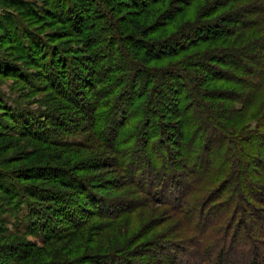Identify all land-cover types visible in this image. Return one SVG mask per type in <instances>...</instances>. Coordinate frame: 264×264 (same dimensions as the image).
<instances>
[{
    "label": "trees",
    "instance_id": "1",
    "mask_svg": "<svg viewBox=\"0 0 264 264\" xmlns=\"http://www.w3.org/2000/svg\"><path fill=\"white\" fill-rule=\"evenodd\" d=\"M0 5V76L20 79L32 90L42 87L52 101L42 112L6 105L0 91V149L9 140L0 152V215H15L26 207L27 232L40 231L43 244H5L10 240L0 236V253L6 252L7 264H155L146 260L149 247L165 251L163 243L189 258L178 262L177 254L166 253L170 262L156 264L264 263V240L253 239L247 222L248 211L264 220V181L256 167L246 173L244 159L249 156L240 150L242 142L264 144V131H245L256 98L263 100L264 112V0H44L42 5L0 0ZM13 9L17 14L10 13ZM50 22L67 28L62 36L43 31ZM62 37L67 41L57 43ZM3 50L24 65L6 58ZM33 67L37 70H29ZM199 92L203 98L196 96ZM155 96H161L167 111L160 119L174 118L168 124L155 118ZM127 103L136 110L129 119ZM59 111L63 115L55 114ZM206 112L210 114L192 127ZM183 124L190 129L183 146L193 157L180 163L179 151L168 145L167 130ZM57 130L60 141L50 136ZM67 133L81 140H63ZM106 134L115 135L109 139ZM141 134L154 162L139 146ZM105 147L115 156L113 169L106 154L96 151ZM215 147L223 153L219 175L224 168L229 173L213 192L208 181L216 177L205 173L194 179L193 174L196 163H209V150ZM14 149L25 156L16 161L8 155ZM36 152L39 156L31 159ZM122 154L130 155L128 164L116 158ZM257 154L250 158L264 166ZM138 161L146 164L137 166L135 180L132 172ZM119 167L139 201L117 191L123 175L104 182L116 184L110 196L98 188H104L103 182L81 174ZM49 171L63 177L55 179ZM241 188L253 193L245 196ZM218 194H226L230 204L234 201L233 214L227 222L208 226L196 212L219 208L214 205ZM136 212L142 223L138 232L128 227V215ZM160 213L172 220L162 229ZM154 225L161 231L149 237ZM3 230L0 225V234ZM236 245L242 253L238 263L230 258Z\"/></svg>",
    "mask_w": 264,
    "mask_h": 264
},
{
    "label": "rangeland",
    "instance_id": "2",
    "mask_svg": "<svg viewBox=\"0 0 264 264\" xmlns=\"http://www.w3.org/2000/svg\"><path fill=\"white\" fill-rule=\"evenodd\" d=\"M29 1L37 3L38 5H42L44 3V0H29ZM3 11L4 10H3L2 6L0 5V16L3 14ZM10 13H16L17 14V12L14 11V9L11 10ZM40 25L41 24L38 23V26H40ZM43 28L45 29L43 31L45 33H48L49 35H52V32H55V33H60L61 36H62V33L64 32V30L67 29L65 26H63V24L57 23V22H50V23L47 24V28L45 26H43ZM61 39L62 40H57L56 42L57 43H61V42L65 43L68 38L62 37ZM72 44L76 45L75 47H78L77 45H79L77 42H73ZM3 54H4V56L6 58L16 62L17 65H24V62L22 60H14V58H17V57L16 56H12L9 51L5 52V50H3ZM108 55H110L109 52H108ZM29 70L35 71V70H37V68L33 67V68L29 69ZM163 83H164V81H163ZM188 83L190 84V82H188ZM188 83H187V86H189ZM38 84L40 85V82H37V84H35V85H38ZM39 87H41V86H39ZM31 88L32 87H30L29 85L25 84L20 79H17L15 77H2V76H0V91L4 94L3 96H4V101H5L6 105L7 104L8 105L22 104L23 106H25V107L28 106V107H30L33 110H41L42 112H44L46 107H48L47 104H51L52 103L51 98L48 99L49 97L47 96L49 93L46 92L45 90H42V87H41L40 90H37V88L32 90ZM188 93H191V92H188ZM89 96H90V94H89ZM196 96H198V98H203V94L200 93V92L196 93ZM130 97L131 96H128L127 99H130V101H131ZM161 101H163L161 96L160 97L159 96H155V99H153L152 108L157 110L158 114H159L158 117H155V118H157L158 122H161V120H162L163 123L168 124L169 119H171V121H173L174 118L171 116L172 118L169 117V119L167 117H163V119H160V115H164L167 112L163 108L164 106L161 105L162 104ZM255 101H254L255 103L254 102L253 103L255 105H257V106H253L252 110L249 112V113H251V116H249L250 119L247 121V123L245 125V129L247 128V125H248V128L245 131H249V130H251V128H259L261 131H264V124H263L264 123V119H261L262 116H264L263 115L264 112H262V110H260V104L263 102V100H260L258 102V99L256 98ZM124 108H125V118L126 119L127 118L128 119L131 118L136 113V110H134V108H132V106L130 107V103H129V106H128V103H127ZM224 109H222V110H224ZM220 110H221V108H220ZM66 111H69V110H66ZM208 112H206L204 115L200 114L199 117L196 119V122L192 125V127L193 126L195 127L197 125L196 123H198V121H199L198 119H201L202 116H203V118H204L205 115L208 116L210 114ZM62 113H63L62 111H59V112H56L55 114L63 115ZM85 114L89 115V113H85ZM90 114H92V113L90 112ZM83 118H85V117H83ZM155 118H153V121H156ZM83 123H84V121L81 124H83ZM86 123H88V122H86ZM111 125H112V123L109 122L108 127H110ZM237 125H239V123H237ZM66 127H69L68 123L66 124ZM239 127H240V125H239ZM149 129L152 130V127H150ZM187 130L189 131L190 129H188V127L186 128V126H184V124L180 125L177 129H175L173 127H168V130H167V138L169 139L168 145L170 146V148H173L174 150H178L179 151L180 155L178 157V160L180 161V163H185L189 158L193 157V155H191L190 151H188L187 149H184V146H183V144L185 143L184 139H185V137L187 135V134H185V132ZM88 133L89 132H86V133H84V135L87 136ZM51 135L54 136L55 139H57L59 141L61 140V138L57 137L58 135H60V131L59 130L53 131L52 134H50V136ZM70 135L71 134H68V133L65 134L63 140L69 139L72 142H75L77 140H81V138H80V136L78 134H73V136H70ZM114 135L115 134H106L105 137L110 139V138H113ZM139 138H140L139 139V146L142 148V151L145 152V153L144 152L143 153L145 155L150 156L151 157L150 160L154 162L155 161L154 160L155 156L151 155V153H150V144L149 145L147 144V142L144 140L142 134L139 135ZM234 139L238 140L236 138H234ZM165 140H166V136L164 138V141ZM23 141L28 142V141H30V139H25ZM8 142H9V140L6 139L4 144L1 145L2 149H0L1 150L0 152L5 151V148H6L5 145ZM178 142L181 143L179 146L177 144ZM247 143L248 142L240 143V150L242 151L241 152L242 156L243 155L244 156H249V157H246L244 159L245 160L244 162H246L245 163L246 164V166H245L246 167V173L247 172L251 173L252 169H254V167H256L259 170V173H261V176H260V177H262L261 179H263V181H264V166L253 162V159L250 158L251 157L250 155L258 153L257 154L258 157L260 156V158L263 159V161H264V144L257 143V142H255V140H254V144H247ZM35 144H37V143H35ZM35 144L33 143V145H35ZM258 144H259V146H258ZM3 145H4V147H3ZM151 146L153 147V145H151ZM30 150L33 151L31 148H29V151ZM98 150L102 151V153H99V154H103V153L106 154V155H104V154L103 155H104V157L109 159L108 164L110 163V165H111V159L115 158V156L113 155V153L111 151L110 152H106L107 150L109 151L108 147L107 148L106 147L105 148H100V149H97L96 151H98ZM260 151H261L262 154L260 153ZM32 153H34V152H32ZM21 154H23V153H21L19 151H16V149L8 152V155H10L12 157H15L14 159H16V161H17V159L20 158L19 156H25V155H21ZM221 154H223L222 150H218V148H216V147L213 148V149H210L209 150V154H208V158L210 159L209 163H207L206 165L202 164L203 165L202 166L198 162V163H196L197 165H195L196 167L194 168V174H193L194 175L193 176L194 179H199L205 173L208 175L209 178L216 177L215 179H212L213 182L212 181H208V182L211 183V184L209 183L211 185L210 189H211V191L213 190V192L214 191L216 192L219 189V187L221 185V182L226 178L225 176L229 173L228 169L225 172L226 168H224L225 174L222 171L221 176L219 175V170L221 171V169H222V168H220V165L218 163V161L222 158ZM0 156H3L2 153H0ZM36 156L37 157L39 156L38 152H36L33 156H30V158L34 159V157H36ZM129 156L130 155H123L122 154L120 156L117 155L116 158H118V161L126 162V164H128L130 159H131ZM97 161H99V160H97ZM139 161H140V159H139ZM139 161L135 165V168L133 169V172H132V176L134 177L135 180H138V178H139V171H140L139 167H143L144 163L146 164V162H142V161L139 162ZM192 161H193V159L189 161V163H190L189 165L190 166H192V164H191ZM138 165H140V166L137 167ZM16 166L18 167V164L15 163V165L13 166L14 169H15ZM112 166L113 165H111V168H112ZM245 167H244V169H245ZM218 168H219V170H218ZM76 171L77 170H75V169H70L69 172H71V173L74 172L75 173ZM122 171H123L122 167H119V171L118 170H116V171H114V170L113 171L112 170H107V171L106 170H102V172H99V174L98 173H93L92 176H89V173H91V171H89V170L87 172L84 171V173H81V172L80 173L83 174V175L88 174L87 177H93L98 182H103L104 188H101L99 186H98V188L102 189L101 191H104V193L109 194L111 196V195L115 194L114 191L116 190V188H115L116 184L114 183L115 185H109L108 186V185L104 184V182L108 183L109 182V180H108L109 178H112V179H114L116 181L120 176L123 175ZM182 171L183 170H181V172ZM77 172H79V171H77ZM214 173H216V176L214 175ZM47 174H50L55 179L56 178L60 179V178L63 177L62 174H59V173L57 174V172H52V171L47 172ZM124 177L125 178H123V179H125V180L120 181V186L117 187V191H121L122 193L125 192V193H123L125 198H131V199H133L135 201H139V199L136 200L135 199L136 197L133 196V195H137V193H136L137 191L135 192L134 188L132 186H130V185H133V184L128 182V178L126 176H124ZM239 178H240V180L245 178L243 176L242 172H239ZM172 191H173V189L170 190V192H172ZM241 191H242V194L244 193L245 196H247V194H252L253 193V191L248 189V188H241ZM129 192H132L131 193L132 195H128V194H130ZM224 192H229V191L226 190ZM117 193H119V192H117ZM171 194L172 193H170L169 195H171ZM199 194L200 193H197V195H199ZM219 194L217 196V199L219 198ZM223 195H224V197L219 198L220 200L218 199L217 202L214 204V205H216L219 208L215 209L213 207H216V206H213V207L209 206V209L211 207V208H213L215 210H212V209L208 210V211L206 210L204 214L200 213V210H198V212H196L197 218L199 216H201L202 222L203 223H207L208 222V226H210L211 224H218L217 221H220L221 223H224L225 221L227 222L230 219L231 215L233 214V208H234L235 203L233 201L230 204L229 203V199H228L229 197L226 194H223ZM26 212H27V208L26 207H22V209L19 212H17L15 215H12V213H10V212H4V213H2L0 215V225L4 229L3 232L0 234V236L2 238H7V239L10 240V242L7 241V243H5V244H10V243H12L11 241L13 240L14 242L23 241L25 243L27 241H32L34 243H37L38 245H43L40 231L36 235L29 234L27 232V228L26 227H27V224L29 225V223H28V221L26 222V219L24 220V216L26 215ZM138 212L131 213V214L128 215V217L130 219L129 221L131 222V223L128 222L129 225H130V226L128 225L129 229L135 228L134 231H137V232L140 229V225L142 224L141 222H139V220H140V218H139L140 216L139 215L140 214ZM247 215H248L247 222L249 223V225L251 227L250 229H251V235H252L253 239L257 240L258 242L263 243L262 241L264 240V220H259V219L254 218V216L252 215L251 211H248ZM157 217L164 218L162 220V223H161V229H162V224L171 218L170 216H167L166 213H163V214L160 213V214H158ZM197 218H196V220H197ZM94 221H93V223H94ZM169 221H172V220H169ZM105 224L107 225L106 222H105ZM109 224L111 225L112 223H109ZM132 224H135V227H132ZM173 225H175V224H173ZM173 225H171V227L169 229H172ZM136 226H138L137 227L138 229L136 228ZM159 227H160V225H154L151 228V231H150L148 236L149 237L153 236L156 233V230H160ZM144 231H145L144 234L147 235L148 232L145 229H144ZM169 233H171V232H168V234ZM172 233L170 235H172ZM70 238L71 237H69V238L67 237L66 240L70 241ZM171 239H173V238H171ZM16 240H18V241H16ZM164 240H166V239H164ZM121 243H122V241H121ZM163 244H162V247L165 248V251L164 250L161 251L159 247H151L150 246L148 251H151V255H148L149 259H146V260H150L151 259V261H154L155 264H156V261H158V260H162V261L168 263L170 261H168V258L166 257V253L168 255H170V253L172 255H176L177 254L176 256H178V258L175 259V260L178 261V262H179L180 259L182 260L184 258H186V259L189 258V257L184 256L178 250L176 251L175 249H171V247H169L167 244H164V245ZM261 253H262V256L264 257V249L263 248L261 249ZM241 254H242L241 253V247L239 245H236L234 247V251L232 252V255H231L230 258L232 259V261H234V262L236 261V263H238L239 262L238 258L241 256ZM5 255H6V252L0 253V264H7V263L10 262V259L5 257ZM243 263H240V264H243Z\"/></svg>",
    "mask_w": 264,
    "mask_h": 264
}]
</instances>
